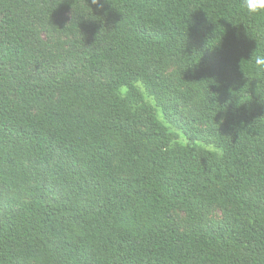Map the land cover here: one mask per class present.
Here are the masks:
<instances>
[{"label": "trees", "instance_id": "16d2710c", "mask_svg": "<svg viewBox=\"0 0 264 264\" xmlns=\"http://www.w3.org/2000/svg\"><path fill=\"white\" fill-rule=\"evenodd\" d=\"M254 52L241 0H0V264H264Z\"/></svg>", "mask_w": 264, "mask_h": 264}, {"label": "rangeland", "instance_id": "374dc122", "mask_svg": "<svg viewBox=\"0 0 264 264\" xmlns=\"http://www.w3.org/2000/svg\"><path fill=\"white\" fill-rule=\"evenodd\" d=\"M70 21V14L67 13L63 16H61L60 18L56 19V21L54 22V24L47 26V27H43L41 29V33H40V42L42 44H46V43H50L52 45H64L65 42L67 41L66 36L63 33V28L65 26H67V24ZM177 70L176 66L172 63L170 64L169 68H168V75L175 73ZM201 98V93H197L196 99L194 101V104ZM149 101H151L150 99H148ZM153 104L154 102L151 101ZM193 108V105H188V106H184L183 109L185 111L186 114H188L191 109ZM159 119L161 121L164 122L163 117L161 114H159ZM169 127V129L174 132L177 133L179 135V140L184 143V144H188V142L186 141L185 137L181 134V132H178L174 127H171L169 125H167ZM209 149H211L210 147H208ZM213 217L214 218H219L221 216V214L218 211H213ZM178 216L180 219L184 218L183 213H178Z\"/></svg>", "mask_w": 264, "mask_h": 264}, {"label": "clouds", "instance_id": "9594fccd", "mask_svg": "<svg viewBox=\"0 0 264 264\" xmlns=\"http://www.w3.org/2000/svg\"><path fill=\"white\" fill-rule=\"evenodd\" d=\"M97 2L98 0H93V3ZM241 7L250 15L259 14L264 12V0H241ZM255 52L250 62L254 63L258 71L264 72V55H257Z\"/></svg>", "mask_w": 264, "mask_h": 264}]
</instances>
